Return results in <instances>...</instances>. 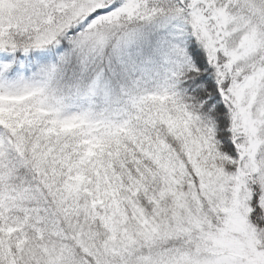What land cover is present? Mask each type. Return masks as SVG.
Returning a JSON list of instances; mask_svg holds the SVG:
<instances>
[{
  "label": "snow or ice",
  "instance_id": "6c2138e0",
  "mask_svg": "<svg viewBox=\"0 0 264 264\" xmlns=\"http://www.w3.org/2000/svg\"><path fill=\"white\" fill-rule=\"evenodd\" d=\"M0 264H264V0H0Z\"/></svg>",
  "mask_w": 264,
  "mask_h": 264
}]
</instances>
